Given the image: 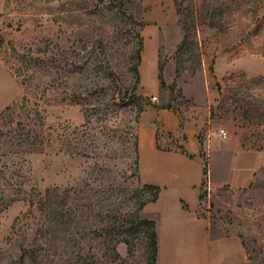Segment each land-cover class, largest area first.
<instances>
[{
    "label": "rangeland",
    "instance_id": "rangeland-1",
    "mask_svg": "<svg viewBox=\"0 0 264 264\" xmlns=\"http://www.w3.org/2000/svg\"><path fill=\"white\" fill-rule=\"evenodd\" d=\"M224 1L212 29L195 0H0V117L17 105L0 119V264H152L149 223L193 187L215 239L264 264V165L245 188L212 171L228 145L264 162V81L248 83L264 0Z\"/></svg>",
    "mask_w": 264,
    "mask_h": 264
},
{
    "label": "crops",
    "instance_id": "crops-1",
    "mask_svg": "<svg viewBox=\"0 0 264 264\" xmlns=\"http://www.w3.org/2000/svg\"><path fill=\"white\" fill-rule=\"evenodd\" d=\"M195 151L198 152V150ZM221 153L224 158L221 164L224 174L221 173V176H218L211 167L214 178H216L215 182L219 186L231 185L236 188H245L251 184L254 175L264 165L259 154L245 151L241 146L228 145L222 148ZM155 154L159 155L158 152ZM160 155L177 158L184 164L187 161L182 154L164 153ZM231 156L234 160L233 165L229 161ZM231 165L233 166L232 172L237 173V175L233 174L236 180L240 182L243 178L244 183L236 184L234 177L229 178L231 174L230 171L226 173V166ZM146 181L148 185L160 187L163 194L166 191V187L161 186L158 181ZM193 189L194 193L184 200L187 209L182 206V196L173 194V197L169 196L167 203L169 207L171 204H176V208L160 212L157 227L159 237L157 264H249L247 251L240 242L231 239H215L210 230L209 218L198 213L199 193L194 187Z\"/></svg>",
    "mask_w": 264,
    "mask_h": 264
},
{
    "label": "trees",
    "instance_id": "trees-1",
    "mask_svg": "<svg viewBox=\"0 0 264 264\" xmlns=\"http://www.w3.org/2000/svg\"><path fill=\"white\" fill-rule=\"evenodd\" d=\"M197 2V4L200 5L201 7V12H203L202 14L205 15L207 20V25L212 28V29H219V24H220V20L223 17V13L226 12H231L232 8H231V4H228L227 2H225L224 0H195ZM219 6V10L216 11L215 9H213L214 6ZM225 8V9H224ZM201 14V16H202ZM138 60H141V57L139 55ZM135 73L138 74V69L135 68ZM115 77V76H114ZM159 79L161 80V85L162 84V67H159V74H158ZM137 81H139V78L137 77ZM264 81V76L257 78V79H251L250 81H248V83H259ZM17 109V105H14L10 108L7 109L6 112H4L3 114H1L0 119H3L5 117H7L8 115H10V112L12 114V112H15V110ZM150 189H153L154 191H156V193L158 194L159 192V187L156 186H149ZM50 194V190L48 191V195ZM157 194L154 196V198L152 199V202L157 200ZM47 195V196H48ZM46 207H49V202H45ZM145 204L141 205L140 209H142L144 207ZM150 248L152 250V255H153V263L152 264H156V257H157V248H158V235L156 233V228H155V223L154 222H150Z\"/></svg>",
    "mask_w": 264,
    "mask_h": 264
},
{
    "label": "built area",
    "instance_id": "built-area-1",
    "mask_svg": "<svg viewBox=\"0 0 264 264\" xmlns=\"http://www.w3.org/2000/svg\"><path fill=\"white\" fill-rule=\"evenodd\" d=\"M219 136L223 139L226 140L229 137L228 132L225 129L219 130Z\"/></svg>",
    "mask_w": 264,
    "mask_h": 264
}]
</instances>
